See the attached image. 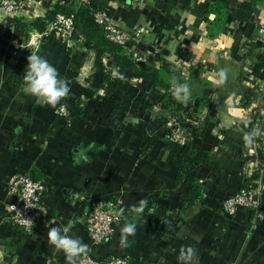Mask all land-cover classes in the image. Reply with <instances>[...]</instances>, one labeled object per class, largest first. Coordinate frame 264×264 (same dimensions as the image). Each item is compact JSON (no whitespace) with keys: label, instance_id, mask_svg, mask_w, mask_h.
<instances>
[{"label":"crops","instance_id":"obj_1","mask_svg":"<svg viewBox=\"0 0 264 264\" xmlns=\"http://www.w3.org/2000/svg\"><path fill=\"white\" fill-rule=\"evenodd\" d=\"M57 1L27 0L13 14L0 9V23L8 17L40 19L45 27H34L25 37L14 26L0 42V264H65L63 254L54 256L47 243L46 225L62 226L69 219L75 221L72 233L90 244L80 195L113 197L125 210L113 237L91 243L99 260L124 255L132 264H178L181 246L195 245L200 264H264V224L249 229L247 211L225 220L220 210L221 199L239 185L257 181L260 189L264 184V137L252 148L242 139L252 126L264 129V67L259 64L264 56V0H96L122 27H142L141 44L132 50L138 60L157 69L170 64L193 85L220 89L209 101L192 93L188 104L177 105L185 122L198 127L191 140L203 161L198 170L201 195L189 193V180L177 181L183 146L160 135L147 142L143 114L134 110L139 89L131 82L133 71L119 65L125 78L114 79L111 54L88 46L80 31L68 44L50 30L47 16ZM215 1L228 6L227 19L223 30L211 36L216 16L210 12L207 17V9ZM240 29L245 44L236 46ZM30 54L45 57L68 80L70 119L23 91ZM221 67L229 69V79L217 87ZM240 74L245 79L239 81ZM249 74L254 81L247 79ZM231 83L251 87L259 96L247 103L236 90L226 92ZM162 110L156 104L153 113ZM245 120L251 121L247 128ZM76 150H84L91 162L75 165ZM20 171L46 183L43 200L50 214L31 232L8 221L7 182ZM144 198L152 215L138 222L130 246L122 247L120 228L131 219V205ZM188 198L194 201L184 211L189 220L181 223L180 210Z\"/></svg>","mask_w":264,"mask_h":264},{"label":"trees","instance_id":"obj_2","mask_svg":"<svg viewBox=\"0 0 264 264\" xmlns=\"http://www.w3.org/2000/svg\"><path fill=\"white\" fill-rule=\"evenodd\" d=\"M257 1L258 0H253V3H256ZM97 7L98 3L96 0H93L90 3L79 2L76 0H58L49 11L47 19L53 21L58 13L74 15L75 26L85 37L88 46L95 49L98 53L107 52L111 54L112 59L115 62L114 66L124 65L133 71V74L130 76H139L140 81L137 84L139 89L137 103L139 105L135 106L134 110L138 116L143 114V125L147 142H149L155 136L160 135L164 137L170 144H174V142L166 136V129H164V124L170 117H177L181 124L191 132L187 144L183 146L185 149L184 153H182L179 157L180 166L177 174V181L189 180V193L191 195L196 193L201 195L204 187L203 181L198 176V170L202 166L201 164L203 161L201 153L193 147L191 140L192 134H196L198 127L191 126L185 122L183 114L177 108V105L180 103L173 99L171 91L163 94L161 93V89L169 90V80L172 76H175L182 83H188L191 86L193 95L199 97V100L209 101L210 94L220 89L214 87L199 88L193 85L190 81H187L180 71L172 69L170 64H164L161 68L157 69L152 68L138 60L132 51L133 46H137L134 41H129L128 45L124 47L111 41L107 37L104 27L95 19L94 12ZM227 9L228 6L220 1H215L208 6L207 17L210 12H213L216 16L212 25L209 27V35L213 36L215 33H219L221 30H223L227 19ZM14 26L19 28L25 37L28 36L29 31L34 27L40 30L45 29L40 19L24 21L20 18L8 17L4 23H0V42L9 35ZM243 34L244 29H240L239 32L235 34V43L237 44L236 46H242L245 44ZM260 60L262 63L260 62L259 64L264 67V56H261ZM104 71L107 77H109L107 71L105 69ZM254 72L257 75L259 74L256 71ZM262 75H264V71ZM238 77L239 81L245 79V77L241 74ZM233 90L241 93L243 95V99L247 103L255 100L256 97L259 96V94L254 89L245 85H241L240 83H231V85L229 84L226 92ZM61 103L66 104V99L62 100ZM156 104L158 106L161 105L163 110L154 114L153 109ZM257 178L258 177H256V179ZM242 186L257 187L258 182L253 181L250 184L239 185L234 189L233 192L221 199L220 207L222 202L228 196H230ZM193 202L194 201L190 198L183 200V207L181 208L179 215V221H181V223L189 220V216H185L184 211L189 205H192ZM248 214L249 217L247 219V225L248 228L251 229L254 223V213L251 212ZM227 218L229 217L222 216V219L226 220Z\"/></svg>","mask_w":264,"mask_h":264},{"label":"built area","instance_id":"obj_3","mask_svg":"<svg viewBox=\"0 0 264 264\" xmlns=\"http://www.w3.org/2000/svg\"><path fill=\"white\" fill-rule=\"evenodd\" d=\"M76 1L90 3L93 0ZM26 4L27 0H0V9L8 14H13L23 9ZM94 15L96 21L104 27L106 35L111 41L124 47L128 45L129 41H134L137 45L141 44L143 29L137 23H133L129 28H124L109 10L100 5H98ZM50 30L54 31L58 39L68 44L76 35L80 34L75 26L74 15L65 13L56 15L50 23ZM135 48L136 45L133 46L132 50ZM120 74H122L120 71L116 73L114 69L111 70L114 79H120ZM247 79L254 81L255 77L249 74ZM139 81V76L131 79L134 84H138ZM61 105H63V109L58 105L55 114L70 119L69 107L65 103H61ZM164 129H166V136L181 146L187 144L191 135V132L181 124L177 117H170L164 124ZM7 186L10 195L7 206L9 223L12 227H21L27 232L33 231L50 214L43 200L46 191L45 181L34 179L25 171H20L9 177ZM258 189V187H240L222 202L221 214L225 217H233L239 210L247 211V213L253 212V226L264 224V202L261 190ZM80 200L85 202L82 206V213L91 243L101 244L113 237L117 231V224L124 216L121 200L113 197L87 198L84 195H80ZM24 218L31 219L34 227L30 228L24 224L22 222ZM91 243H86L89 245L90 253L87 257H81L80 264H132L130 258L124 255H112L106 260H99L91 252ZM3 247V235L0 231V251Z\"/></svg>","mask_w":264,"mask_h":264},{"label":"clouds","instance_id":"obj_4","mask_svg":"<svg viewBox=\"0 0 264 264\" xmlns=\"http://www.w3.org/2000/svg\"><path fill=\"white\" fill-rule=\"evenodd\" d=\"M27 61L26 72L23 75V91L46 106L57 109V106L60 105L63 109L61 101L71 93L68 80L62 78L58 69L39 54H30ZM113 67L114 72L118 73V66ZM119 78L124 79L125 77L120 74ZM228 79L229 69L221 67L217 72V79L214 83L217 87H222ZM169 86L175 101L185 105L191 101L192 89L188 83H182L175 76H172L169 80ZM243 123L247 128L251 121L245 120ZM260 137H264V129H261L259 125H255L250 130L244 131L242 139L246 147L252 148L254 146L258 147L257 141ZM73 160L75 165H80L82 161L83 163L91 162L90 157L86 155L84 150H76L73 154ZM260 189H264V184L260 185ZM12 207L15 210L14 206ZM129 211L131 219H126L120 228V244L122 247L130 246L129 237L135 236L138 222L146 214L147 216L152 215L153 209L148 206V200L144 198L131 205ZM22 222L30 228L34 227L31 219L24 218ZM50 224L54 225V222L50 221ZM46 227L48 228L47 243L51 246L53 255L63 254L65 264H80L81 257L89 255V245L81 237L72 233V229L75 227V221L72 219H69L67 224L62 226L49 227V225H46ZM177 260L178 264H200L198 248L195 245L181 246Z\"/></svg>","mask_w":264,"mask_h":264}]
</instances>
